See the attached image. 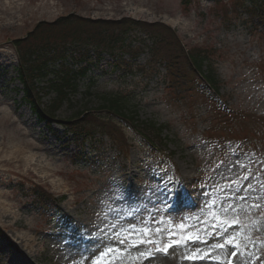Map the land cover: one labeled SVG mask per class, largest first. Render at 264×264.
Returning <instances> with one entry per match:
<instances>
[{"label": "rangeland", "instance_id": "rangeland-1", "mask_svg": "<svg viewBox=\"0 0 264 264\" xmlns=\"http://www.w3.org/2000/svg\"><path fill=\"white\" fill-rule=\"evenodd\" d=\"M183 1L0 0V172L14 184L6 193L9 198L0 196V264H71L68 257L75 258V249L87 243L81 233L91 232L96 224L102 227L106 215L125 227L155 215L159 227L167 230L163 237L153 233L161 246L169 232L175 239L199 232L209 244L216 243L209 225L213 213L225 218L219 207L225 200L241 206L226 217L230 223L238 216L240 227L232 232L238 233L235 242L245 250L233 264L264 261V24L255 23L257 17L252 22L241 11L242 3L251 0H200L188 6ZM69 16L168 28L183 48L208 54L219 101L211 102L199 89L177 93L169 85L165 65L151 50L152 32L128 31L112 57L102 54L97 62L89 50L88 63L96 62L92 66L77 56L67 58L72 70L89 69L54 114L55 120L65 122L77 112H88L103 119L99 122L104 129L93 121L82 122L86 131L78 136L63 123L45 126L22 101L14 71L19 57L11 42L40 23ZM53 77L35 83L44 110L54 97L47 91ZM116 96L123 98L124 112L133 119L100 110L103 98ZM148 124L167 126L168 132L156 138L146 131ZM220 140L226 143L222 150L208 143ZM165 170L186 191L156 212L155 192L162 180L167 182ZM242 196L248 200L241 201ZM113 201H118L119 214L110 211ZM206 201H215L216 207L204 208ZM253 203L261 207H250ZM184 252L169 249L166 256L145 262L131 249L121 264H213L186 261ZM216 254L227 264V253Z\"/></svg>", "mask_w": 264, "mask_h": 264}, {"label": "trees", "instance_id": "trees-1", "mask_svg": "<svg viewBox=\"0 0 264 264\" xmlns=\"http://www.w3.org/2000/svg\"><path fill=\"white\" fill-rule=\"evenodd\" d=\"M194 2L198 0H184L182 5L188 6ZM242 6L246 9L245 13L249 19L257 17L264 22V4L251 0ZM128 31L152 32L149 35L152 43L151 50H155L158 61L165 63L170 77L169 85L177 93L199 89L206 91L207 96L217 95L216 74L209 63L208 54L204 51H186L175 33L168 28L160 24H145L127 19L117 22H91L69 16L59 18L52 23H40L24 38L11 42L19 57V66L14 71L22 86V101L29 106L37 120L46 123L50 121L63 123L67 126V130L78 136L86 131L82 122L92 123L93 121V125L104 129V124L99 122L103 119L96 118L88 112H77L65 122L55 120L54 114L64 102L68 101L69 95L76 92L77 82L85 76L86 69H89L85 67L78 71L72 70L67 63V58L77 56L80 62H87L88 66H92L96 62L88 63L92 56L88 54L89 50L94 51L93 57L98 60L97 62L102 54L112 57L115 55L116 43L122 40L129 33ZM68 51L72 52L67 55ZM49 74L54 75V80L49 84L47 91L53 92L54 97L44 110L40 108L41 97L35 83L39 78H46ZM124 105L123 98L116 96L103 98L99 108L109 115L111 113L121 119L122 117L130 119L131 116H127L124 112ZM107 120L110 122L111 119ZM146 131L160 139L164 132H168V128L148 124ZM114 135L116 134L110 136ZM116 136L119 138L118 135ZM164 139H166L165 136ZM148 145L157 150L155 146Z\"/></svg>", "mask_w": 264, "mask_h": 264}, {"label": "snow or ice", "instance_id": "snow-or-ice-1", "mask_svg": "<svg viewBox=\"0 0 264 264\" xmlns=\"http://www.w3.org/2000/svg\"><path fill=\"white\" fill-rule=\"evenodd\" d=\"M165 175L167 176V170H165ZM244 179H248V177L245 176ZM161 183L162 187L155 192L157 199L153 208L156 212L160 211L161 204L170 207L171 200L175 199L178 193L186 191L182 184L172 176H167V182L162 180ZM235 183L233 181L232 185ZM13 187L12 178L0 172V196H4L5 199L9 198L6 193ZM248 187L251 188V185ZM202 194L205 197L209 196L206 191H202ZM239 199L246 202L248 197L242 196ZM112 205L110 211L119 214L118 201H113ZM215 207V201H206L204 204V208L214 209ZM219 207L225 218L213 213L214 222L209 225L213 229L211 235L218 238L216 243L209 244L208 239L201 238L199 232L195 237L182 235L179 239L174 238L175 233L169 232L168 242L161 246V241L156 240L153 233L163 237V232L167 230L159 227L160 221L156 219L155 215H152L151 221L141 219L139 224L128 222L127 227L117 223L116 217L110 221L106 215L102 227L100 224H96L91 232L83 231L81 233L87 243L75 249V258L69 256L68 259L71 260V264H121L124 255L130 254V250L135 249L137 257H142L146 262L158 255L166 256L169 249L182 248L185 250L182 259L186 261L210 260L213 264H224L221 255L216 254L218 250L228 254L227 264H233L234 258L245 255V250L238 242H235L238 233L232 232L234 228L240 227L238 216L234 215L230 223L226 217L229 213H238L241 206L231 200H225L220 203ZM250 207L260 208L261 205L253 203ZM126 214L132 215L131 212ZM119 218L122 219V217ZM149 224L156 225V227H149ZM201 244L205 245V248L202 249ZM191 248L195 250L191 251ZM248 255L252 256L251 253ZM261 264H264V261H261Z\"/></svg>", "mask_w": 264, "mask_h": 264}]
</instances>
